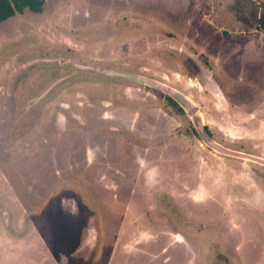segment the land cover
<instances>
[{"label":"rangeland","instance_id":"1","mask_svg":"<svg viewBox=\"0 0 264 264\" xmlns=\"http://www.w3.org/2000/svg\"><path fill=\"white\" fill-rule=\"evenodd\" d=\"M0 23V264H264V0H42ZM172 99L177 105H174Z\"/></svg>","mask_w":264,"mask_h":264},{"label":"water","instance_id":"2","mask_svg":"<svg viewBox=\"0 0 264 264\" xmlns=\"http://www.w3.org/2000/svg\"><path fill=\"white\" fill-rule=\"evenodd\" d=\"M135 79L144 84H147L148 86L161 90L162 92L166 93L169 97H171L175 102H177L184 109L186 114L190 116L193 126L196 132L198 133V136L202 140L203 144L207 146L210 150L222 156L245 160L264 166V158L232 150L215 141L214 138H212L207 133L203 114L200 108L192 101V99L185 96L181 92L155 80L146 79L144 77H136Z\"/></svg>","mask_w":264,"mask_h":264},{"label":"trees","instance_id":"3","mask_svg":"<svg viewBox=\"0 0 264 264\" xmlns=\"http://www.w3.org/2000/svg\"><path fill=\"white\" fill-rule=\"evenodd\" d=\"M42 5V0H0V23L25 11L39 13L42 11ZM260 25L264 29V19L261 20ZM169 100L177 105L172 99Z\"/></svg>","mask_w":264,"mask_h":264}]
</instances>
